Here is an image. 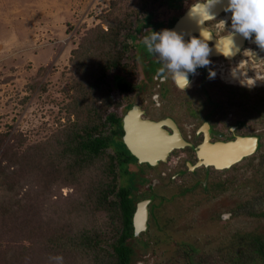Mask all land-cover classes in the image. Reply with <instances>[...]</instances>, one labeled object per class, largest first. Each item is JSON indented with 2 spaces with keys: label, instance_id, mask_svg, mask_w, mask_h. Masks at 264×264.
Wrapping results in <instances>:
<instances>
[{
  "label": "flooded vegetation",
  "instance_id": "af4514ba",
  "mask_svg": "<svg viewBox=\"0 0 264 264\" xmlns=\"http://www.w3.org/2000/svg\"><path fill=\"white\" fill-rule=\"evenodd\" d=\"M225 1L221 0L209 9V14L214 18L209 17L205 9L197 8L181 23L183 32L186 31L185 42L191 36L202 38L203 29L206 37L213 36L207 41L209 48L216 42L231 41L228 37L232 32V14L224 11L227 4L222 9ZM196 2L198 0H162L152 8L150 14L137 22L132 38L137 32L148 35L149 29L154 32L164 29L176 31L179 28H174V25L179 17L185 16ZM197 13L202 18H208L203 26L202 18L196 16ZM192 17L194 20H190ZM141 39L137 40V51L133 54L139 63V67L138 63L136 67L140 69V78L136 75L125 79L129 87L123 91L117 89L125 102L119 107L121 113L117 114L118 121L111 135L114 140L112 145L119 154L120 175L123 173L125 176L122 185L128 186L136 198L132 217L137 205L145 203V214L142 212L144 210L140 212L144 225L135 234L131 217L130 239L134 245L132 264H144L151 241L176 245L170 263L228 264L235 255L234 245L245 242L243 238L251 235L264 238V231L253 228L235 233L218 246L215 257L197 256V247L176 239L171 231L185 219V210H180L177 203L169 205L167 202H176L180 198L182 202V199L200 192L202 196H210L205 201L216 197L220 204H226L227 191L232 182L241 176L245 180L240 184H247L245 174L250 167L251 188L255 192H264V150L260 151L264 129L250 128L249 113L255 111L261 119L264 116V50L253 42L254 35L251 39H245L235 33L232 36L235 54L226 57L211 49L208 57L210 65L198 67L195 74L189 73L190 83L184 89L170 77L164 80L157 76L162 65L157 56L146 51L139 42ZM219 48L226 49V53L223 51L226 55L231 54L232 46L226 44ZM260 51L263 53L257 55ZM209 71L215 75L210 77ZM128 110H132L127 123L132 131L130 140L142 153L141 157L145 158L142 161L124 142V135L127 134L123 118ZM251 147L250 152L246 151ZM130 165L135 168L131 169ZM235 168L241 172H235ZM129 172L136 173V181L129 180ZM166 182L171 185L168 194L162 192L167 188ZM197 204L200 205V201ZM176 206L177 212L172 211L171 214V208ZM164 212H169V217ZM226 213H220L219 218ZM250 214L264 217V207ZM201 215L204 217L206 213Z\"/></svg>",
  "mask_w": 264,
  "mask_h": 264
},
{
  "label": "trees",
  "instance_id": "16d2710c",
  "mask_svg": "<svg viewBox=\"0 0 264 264\" xmlns=\"http://www.w3.org/2000/svg\"><path fill=\"white\" fill-rule=\"evenodd\" d=\"M161 1L113 0L106 28L96 25L80 39L70 59L72 121L25 147L20 134L0 132V264H57L55 256L63 264H132L136 198L119 184L111 138L118 116L109 112L117 102L107 76L133 74L127 38ZM114 80L120 91L129 87L122 75ZM65 186L73 194L61 205L51 202ZM243 239L228 264L264 262V238Z\"/></svg>",
  "mask_w": 264,
  "mask_h": 264
},
{
  "label": "rangeland",
  "instance_id": "374dc122",
  "mask_svg": "<svg viewBox=\"0 0 264 264\" xmlns=\"http://www.w3.org/2000/svg\"><path fill=\"white\" fill-rule=\"evenodd\" d=\"M112 1L0 0V132L20 134L22 147H25L44 140L75 118L70 111L75 78L70 62L72 52L89 29L96 25L106 28ZM142 37V32H137L134 39L127 38L125 59L133 66V74L126 75L119 70L108 73L111 96L117 102L109 112L116 115H120L119 107L125 101L115 87L114 75H122L125 79L136 75L140 78L139 63L133 54L137 51V40ZM249 113L250 128L264 129V116L261 119L255 111ZM106 133L111 135L110 129ZM15 138L14 143H17ZM262 141L260 151L264 150V135ZM108 151L113 148L108 147ZM130 168L135 167L130 165ZM251 170L250 167L245 174L247 184H240L245 180L241 176L232 182L226 204H220L216 197L205 201L210 196H202L200 192L182 202L181 198L167 202L169 205L177 203L180 210H185L184 217L187 215L171 230L175 238L197 247V256L215 257L218 246L235 233L253 228L264 231V217L250 214L264 207V192L251 188ZM234 171L241 172L236 168ZM134 175L136 173L129 172V180L136 181ZM123 179L122 173L119 184H123ZM165 185L167 188L162 192L168 194L171 185L167 182ZM70 194H73L72 188L62 187L51 202L61 205ZM198 201L200 205H196ZM178 206L171 208L170 213H176ZM203 212L206 213L204 217ZM223 212L227 213L220 219ZM164 215L169 217L170 214L164 212ZM175 248L176 245L151 241L144 264H174L169 260Z\"/></svg>",
  "mask_w": 264,
  "mask_h": 264
},
{
  "label": "clouds",
  "instance_id": "9594fccd",
  "mask_svg": "<svg viewBox=\"0 0 264 264\" xmlns=\"http://www.w3.org/2000/svg\"><path fill=\"white\" fill-rule=\"evenodd\" d=\"M221 0H198V3L190 9V15L197 8L206 10L209 14V9L220 3ZM224 11L231 12V28L232 32L228 39L231 40L232 49L231 54L226 55L216 46L217 52L223 55H234L233 39L235 33H239L245 39H251L254 35V43H256L261 50H264V0H228L227 6ZM202 18L199 13L197 15ZM225 24V21H223ZM148 35L142 37L139 41L149 54L157 56L159 63L162 65L157 72V76L164 80L169 77L179 86L184 89L189 86L188 74H195L198 67H206L210 65L209 55L211 49L207 41L211 36L204 35V29L201 31V37L197 38L191 36L185 42L182 35L177 34L175 31L164 29L160 32L148 30ZM238 51V49H236ZM215 73L209 71V76H214ZM50 259L63 264L62 256L50 257Z\"/></svg>",
  "mask_w": 264,
  "mask_h": 264
},
{
  "label": "water",
  "instance_id": "95a60500",
  "mask_svg": "<svg viewBox=\"0 0 264 264\" xmlns=\"http://www.w3.org/2000/svg\"><path fill=\"white\" fill-rule=\"evenodd\" d=\"M198 2H196V4H197ZM224 6H226L225 5V3L223 4V6H222V9H223V7ZM191 9V8H190ZM190 9H188L187 11H186V14L188 13V12H190ZM183 17V16H182ZM180 20H181V16L179 17V19H178V21L176 22V24L174 25V28H176V26H177V24L180 22ZM206 20H208V19H203V20H201V22H205ZM130 110H128L126 113H125V115H124V118H123V125H124V128H125V132H126V134L127 135H124V142H125V144L127 145V147L130 149V151L133 153V154H135L136 156H138L139 157V160L140 161H142V159L144 160L145 158H143V157H141V156H143L142 155V153H139L138 151H137V149H136V146H135V144L130 140V134H131V129L127 126V123H128V119H129V114H130ZM128 131H129V133H128ZM255 141V140H254ZM254 146H255V142H254V144H253ZM254 146H252L253 148H254ZM250 148V149H248V150H246V151H248V152H250V150H252L253 148ZM142 204V205H141ZM144 204L145 203H139L138 205H137V208H136V211L134 212V214H133V217H132V225H133V227H134V234L135 233H137L138 232V230L141 228V226H143L144 225V223L143 222H141V220H140V212L142 211V210H144V211H142V212H144V214H145V206H144ZM140 220V221H139Z\"/></svg>",
  "mask_w": 264,
  "mask_h": 264
},
{
  "label": "bare ground",
  "instance_id": "6f19581e",
  "mask_svg": "<svg viewBox=\"0 0 264 264\" xmlns=\"http://www.w3.org/2000/svg\"><path fill=\"white\" fill-rule=\"evenodd\" d=\"M227 4V0L225 1V5ZM193 8V7H192ZM220 10H218L217 12H219ZM190 15V12H188L185 16H183L182 18H181V20H180V22L177 24V26H176V29L177 28H179V29H177L175 32L177 33V34H180V35H182V37L184 38V35H185V32H183V28H181V23H183V21L184 20H186L187 18H188V16ZM216 17V16H215ZM203 19H208V18H206V17H204V18H202L201 20H203ZM190 20H194V18L192 17ZM203 23L204 22H201V24H202V26H203ZM180 26V27H179ZM181 31V32H180ZM210 36V35H209ZM211 37H213V36H211ZM225 43H218V42H216L215 43V45L212 47V48H210V49H215L216 50V46H217V43H218V47L220 46H225L226 44H228L229 46H232V43H231V41H228V40H226V41H224ZM234 44V43H233ZM222 51H224L225 53L227 52V50L226 49H221ZM212 52V51H211ZM261 53H263V52H261L260 51V53H256L257 55L258 54H261ZM134 108H136V107H134ZM130 111H132V110H130ZM127 112V111H126ZM147 123V122H146ZM147 125V124H146ZM140 214V213H139ZM140 216V215H139ZM140 218V217H139Z\"/></svg>",
  "mask_w": 264,
  "mask_h": 264
}]
</instances>
